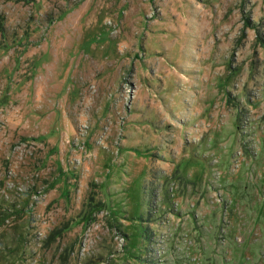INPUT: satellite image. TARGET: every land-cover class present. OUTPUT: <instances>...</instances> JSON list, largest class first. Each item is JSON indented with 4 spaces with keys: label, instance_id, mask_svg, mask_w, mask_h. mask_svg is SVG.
<instances>
[{
    "label": "rangeland",
    "instance_id": "374dc122",
    "mask_svg": "<svg viewBox=\"0 0 264 264\" xmlns=\"http://www.w3.org/2000/svg\"><path fill=\"white\" fill-rule=\"evenodd\" d=\"M0 264H264V0H0Z\"/></svg>",
    "mask_w": 264,
    "mask_h": 264
}]
</instances>
